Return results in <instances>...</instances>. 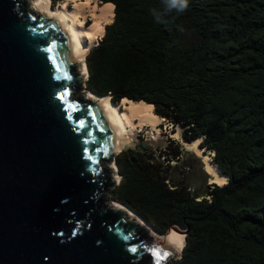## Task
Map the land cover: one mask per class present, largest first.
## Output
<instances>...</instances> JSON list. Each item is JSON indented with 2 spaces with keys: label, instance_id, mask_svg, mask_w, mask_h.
I'll use <instances>...</instances> for the list:
<instances>
[{
  "label": "trees",
  "instance_id": "trees-1",
  "mask_svg": "<svg viewBox=\"0 0 264 264\" xmlns=\"http://www.w3.org/2000/svg\"><path fill=\"white\" fill-rule=\"evenodd\" d=\"M101 1L114 17L86 54L85 87L153 104L186 141L202 137L228 177L195 197L167 181L177 155L154 162L124 148L111 198L159 233L186 229L170 264H264V0H189L184 11L168 0Z\"/></svg>",
  "mask_w": 264,
  "mask_h": 264
},
{
  "label": "water",
  "instance_id": "water-1",
  "mask_svg": "<svg viewBox=\"0 0 264 264\" xmlns=\"http://www.w3.org/2000/svg\"><path fill=\"white\" fill-rule=\"evenodd\" d=\"M28 1L0 0V264H170L179 241L111 198L130 139L109 96L86 95L72 32Z\"/></svg>",
  "mask_w": 264,
  "mask_h": 264
},
{
  "label": "bare ground",
  "instance_id": "bare-ground-1",
  "mask_svg": "<svg viewBox=\"0 0 264 264\" xmlns=\"http://www.w3.org/2000/svg\"><path fill=\"white\" fill-rule=\"evenodd\" d=\"M29 9L38 11L45 8L49 12L58 14L72 32L78 50L81 53L78 59L81 62L84 59L85 70L88 75L87 65L85 62L86 54L91 48L96 46L104 34L105 25L112 22L114 17V4L112 2H98L94 0H62L57 5H53L51 0H40L41 3L28 1ZM87 19L90 21L88 22ZM85 87V80L79 82ZM86 95H95L96 99H101L109 95H99L92 91L86 92ZM108 108L115 117L117 125L120 129L121 135L129 138V129L139 126L148 125L151 132L157 135L162 134L161 122L164 121L163 117L156 114L153 110V104L144 100H133L123 97L119 102H113L110 97L107 99ZM131 127V128H129ZM182 127L177 125L173 130L168 132L170 138L181 142L183 147L194 153L203 164V169L208 173V183L224 185L228 181L226 174L219 171V168L212 162V151H207L200 146L202 137H197L190 142H187L181 137ZM105 166L114 167V161L111 159L109 162L103 163ZM114 205L122 206L128 209L120 202L114 201ZM143 222L150 228V231L155 235L172 236L180 243L181 249L184 246L185 239L181 231L175 228H170L166 232L160 234L155 232V229L146 221ZM180 233V234H178Z\"/></svg>",
  "mask_w": 264,
  "mask_h": 264
},
{
  "label": "rangeland",
  "instance_id": "rangeland-1",
  "mask_svg": "<svg viewBox=\"0 0 264 264\" xmlns=\"http://www.w3.org/2000/svg\"><path fill=\"white\" fill-rule=\"evenodd\" d=\"M61 1L62 0H59L53 3V1L51 0V3L53 5H57ZM94 1H97V3L101 2V0H94ZM87 21L89 22L90 20L87 19ZM82 91L83 89H80L78 93H75V95L76 96L80 95ZM164 124L165 121H162L161 135H157L156 133L151 132L147 124L144 126H139L134 128L129 127L131 128L128 131L129 132L128 139H130V141L125 148L144 149L145 154L147 155L150 154L154 162H159L158 158H161L160 156L162 154L165 155V157H167L168 154H170L171 156L177 155L173 166H166L163 168L164 173L167 174V181L169 182V184L171 186L173 185L183 186L186 189H188V191L193 196L206 198L208 194L205 193L207 192V190L212 188V184L208 183V173L203 169L202 161L194 153L187 151L183 147L181 142L167 136L168 132L173 130L175 127L172 128L171 126ZM181 137H182V133H181ZM182 139L185 140L183 137ZM150 151L153 152L154 155L160 151V155L154 156L152 153H150ZM182 234L184 235V232H182ZM179 256L180 255H178L177 258ZM172 261L173 260H171V263Z\"/></svg>",
  "mask_w": 264,
  "mask_h": 264
},
{
  "label": "clouds",
  "instance_id": "clouds-1",
  "mask_svg": "<svg viewBox=\"0 0 264 264\" xmlns=\"http://www.w3.org/2000/svg\"><path fill=\"white\" fill-rule=\"evenodd\" d=\"M188 4L189 0H168V7L178 11H184L188 7ZM171 127H173V124Z\"/></svg>",
  "mask_w": 264,
  "mask_h": 264
},
{
  "label": "built area",
  "instance_id": "built-area-1",
  "mask_svg": "<svg viewBox=\"0 0 264 264\" xmlns=\"http://www.w3.org/2000/svg\"><path fill=\"white\" fill-rule=\"evenodd\" d=\"M164 121H165V124L164 125H168V126H171L173 123H171L169 120H167L166 118H164ZM183 129V128H182ZM174 162V161H173ZM118 176H121V175H118Z\"/></svg>",
  "mask_w": 264,
  "mask_h": 264
}]
</instances>
